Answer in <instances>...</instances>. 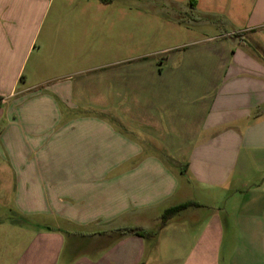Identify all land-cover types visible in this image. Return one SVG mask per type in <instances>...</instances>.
Here are the masks:
<instances>
[{"label":"crops","instance_id":"0c3cea01","mask_svg":"<svg viewBox=\"0 0 264 264\" xmlns=\"http://www.w3.org/2000/svg\"><path fill=\"white\" fill-rule=\"evenodd\" d=\"M137 3L0 0V264H264V0Z\"/></svg>","mask_w":264,"mask_h":264},{"label":"rangeland","instance_id":"374dc122","mask_svg":"<svg viewBox=\"0 0 264 264\" xmlns=\"http://www.w3.org/2000/svg\"><path fill=\"white\" fill-rule=\"evenodd\" d=\"M91 0H88L90 2ZM122 1V0H121ZM42 9H41V15H42V24H43V32H45L44 27L46 23H52V24H59V29L57 31L58 37L61 39H74L75 37V30H73L72 25L73 23H80L81 21L87 19V22H90L91 24H94L96 22L98 23H106V21L112 22L117 16V13L115 14H105V13H97L95 10H90L87 15L82 14L79 9L84 7L86 4V0H42ZM145 3V0H138V3L136 6H139V9H142L143 12L146 11L144 8H142ZM72 7V8H71ZM71 8V9H69ZM141 10V11H142ZM137 13L136 21H144L146 20H152L156 23H161L162 19L165 18V15L157 14L155 13L153 16H146V14L142 13L140 14V11ZM135 12H133L131 15L134 16ZM117 20V18H116ZM115 20V21H116ZM125 21V20H123ZM33 54L28 58V64L26 66V70L28 71V68L30 67ZM75 63L70 62L69 65L65 64H59L57 68V73L59 75H70L74 76L76 75L75 70ZM94 73V72H93ZM96 109H90L87 111V113H95ZM77 113L79 112H85L77 110Z\"/></svg>","mask_w":264,"mask_h":264},{"label":"trees","instance_id":"16d2710c","mask_svg":"<svg viewBox=\"0 0 264 264\" xmlns=\"http://www.w3.org/2000/svg\"><path fill=\"white\" fill-rule=\"evenodd\" d=\"M119 230L124 233H134V234H140L142 236H151V235L156 234V232L154 231H143V230H140L134 227H123V228H120Z\"/></svg>","mask_w":264,"mask_h":264}]
</instances>
